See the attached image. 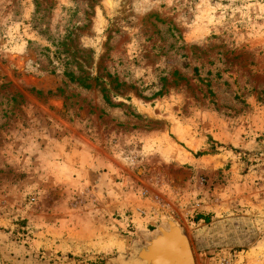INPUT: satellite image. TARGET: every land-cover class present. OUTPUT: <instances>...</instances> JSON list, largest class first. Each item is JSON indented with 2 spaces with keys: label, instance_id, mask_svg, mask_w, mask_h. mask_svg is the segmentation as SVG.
<instances>
[{
  "label": "rangeland",
  "instance_id": "1",
  "mask_svg": "<svg viewBox=\"0 0 264 264\" xmlns=\"http://www.w3.org/2000/svg\"><path fill=\"white\" fill-rule=\"evenodd\" d=\"M166 219L264 264V0H0V264H143Z\"/></svg>",
  "mask_w": 264,
  "mask_h": 264
},
{
  "label": "water",
  "instance_id": "2",
  "mask_svg": "<svg viewBox=\"0 0 264 264\" xmlns=\"http://www.w3.org/2000/svg\"><path fill=\"white\" fill-rule=\"evenodd\" d=\"M165 223L167 226L160 227L158 233L137 251L135 259L144 255L146 262L143 264H177V256L183 255V264H191L192 248L186 232L171 219H166Z\"/></svg>",
  "mask_w": 264,
  "mask_h": 264
},
{
  "label": "built area",
  "instance_id": "3",
  "mask_svg": "<svg viewBox=\"0 0 264 264\" xmlns=\"http://www.w3.org/2000/svg\"><path fill=\"white\" fill-rule=\"evenodd\" d=\"M205 260L203 264H238V258L235 255H225L221 251L212 252L211 254H205ZM207 259V261H206Z\"/></svg>",
  "mask_w": 264,
  "mask_h": 264
},
{
  "label": "bare ground",
  "instance_id": "4",
  "mask_svg": "<svg viewBox=\"0 0 264 264\" xmlns=\"http://www.w3.org/2000/svg\"><path fill=\"white\" fill-rule=\"evenodd\" d=\"M137 255V252H136V254L134 255V257ZM146 256V255H145ZM192 256H193V252H192ZM137 260H139V262H141V263H144V262H146L145 261V257H144V255H139V257L138 258H136ZM177 264H183V262H185V258H184V256L183 255H179V256H177ZM144 261V262H143ZM194 262V263H193ZM191 264H195V260H194V256H193V259H192V263Z\"/></svg>",
  "mask_w": 264,
  "mask_h": 264
},
{
  "label": "crops",
  "instance_id": "5",
  "mask_svg": "<svg viewBox=\"0 0 264 264\" xmlns=\"http://www.w3.org/2000/svg\"><path fill=\"white\" fill-rule=\"evenodd\" d=\"M210 217L205 215L198 221V222H203V223H207L209 221Z\"/></svg>",
  "mask_w": 264,
  "mask_h": 264
},
{
  "label": "trees",
  "instance_id": "6",
  "mask_svg": "<svg viewBox=\"0 0 264 264\" xmlns=\"http://www.w3.org/2000/svg\"><path fill=\"white\" fill-rule=\"evenodd\" d=\"M201 218H202V217H201ZM201 218H199V220H200Z\"/></svg>",
  "mask_w": 264,
  "mask_h": 264
}]
</instances>
